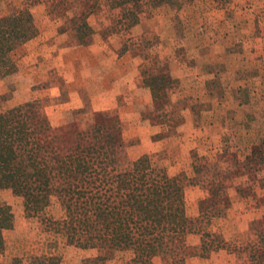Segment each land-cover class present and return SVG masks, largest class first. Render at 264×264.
I'll return each mask as SVG.
<instances>
[{"label":"rangeland","instance_id":"rangeland-1","mask_svg":"<svg viewBox=\"0 0 264 264\" xmlns=\"http://www.w3.org/2000/svg\"><path fill=\"white\" fill-rule=\"evenodd\" d=\"M61 1L0 0V17L29 7L36 18L39 33L16 58L35 80L34 88L41 89L52 126L85 129L107 114L120 120L131 159L147 153L170 173L189 174L193 151L219 162L229 200L222 201L226 212L212 229L223 233L230 246L189 262L251 264L247 246L255 241L254 221L264 215V173L234 175L231 154L243 160L264 139V0H172L158 6L141 0L136 19L102 1L87 18L92 33L84 43L72 29L71 16L73 10L84 11L87 0ZM161 75L167 76L166 89L156 100L146 80ZM10 83L13 96L4 100L10 84L0 78V110L21 99L20 82L13 77ZM226 150L231 154L223 158ZM208 196L207 189L188 185L187 214L197 216L199 201ZM0 201L11 205L16 220L5 232L7 248L0 261L19 256L31 264V257L49 245L60 264H80L96 253L69 246L43 219H28L22 197L10 189L0 190ZM45 213L65 216L56 198ZM128 257L120 254L108 264Z\"/></svg>","mask_w":264,"mask_h":264},{"label":"trees","instance_id":"trees-1","mask_svg":"<svg viewBox=\"0 0 264 264\" xmlns=\"http://www.w3.org/2000/svg\"><path fill=\"white\" fill-rule=\"evenodd\" d=\"M102 1L125 8L136 19L141 0H87L80 14L73 10L72 29L82 43L92 33L87 18ZM148 1L158 6L172 0ZM38 33L29 7L0 17V78L10 84L4 100L13 96L12 78L19 81L17 51ZM166 77L146 80L156 100L166 89L162 84ZM32 90H37L34 85ZM18 96V103L0 110V190L22 197L26 217L43 219L48 230L62 234L69 246L96 251L80 264H108L120 254H129L122 264H190L193 256L208 258L229 249L223 233L212 229L214 221L224 217L229 200L219 162L212 164L208 156L193 151L191 174L170 173L147 153L129 157L130 144L118 117L100 114L88 128L62 130L52 126L39 97L21 92ZM259 145L243 160L227 150L223 153V158L232 155L234 175L264 173V139ZM188 185L210 193L199 201L195 217L187 214ZM54 198L65 210L61 219L45 213ZM15 221L11 205L0 201V256L7 248L5 232L15 227ZM252 231L255 241L247 246L250 262L264 264V215L254 221ZM53 251L49 245L31 257V264H60V255ZM0 264L24 263L14 256Z\"/></svg>","mask_w":264,"mask_h":264},{"label":"crops","instance_id":"crops-1","mask_svg":"<svg viewBox=\"0 0 264 264\" xmlns=\"http://www.w3.org/2000/svg\"><path fill=\"white\" fill-rule=\"evenodd\" d=\"M33 40V39H32ZM30 40V41H32ZM29 42V41H28ZM27 44V43H26ZM18 77H19V81H20V92L26 96H30L32 97V94H35L37 97L41 98V94L39 93L41 91V89H37L36 91L32 90L33 85H35V80L33 79L32 76H27L24 71L22 70L20 64H19V72H18ZM28 85V90H24V86ZM69 108V107H68ZM54 113V117L56 118V116L59 115V110L56 109V111L53 112Z\"/></svg>","mask_w":264,"mask_h":264}]
</instances>
